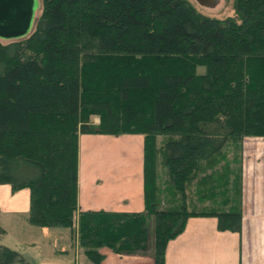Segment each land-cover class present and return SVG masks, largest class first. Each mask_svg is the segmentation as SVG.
Returning a JSON list of instances; mask_svg holds the SVG:
<instances>
[{
    "label": "trees",
    "instance_id": "trees-1",
    "mask_svg": "<svg viewBox=\"0 0 264 264\" xmlns=\"http://www.w3.org/2000/svg\"><path fill=\"white\" fill-rule=\"evenodd\" d=\"M39 9L29 34L0 38V184L30 188L28 222L77 223L94 264L102 247L146 252L151 228L155 264H165L190 216L241 231V169L227 155L264 136V0H234L223 18L190 0H40ZM82 133L144 135V210H80ZM208 178L222 208L190 207ZM0 264L30 263L0 244Z\"/></svg>",
    "mask_w": 264,
    "mask_h": 264
},
{
    "label": "crops",
    "instance_id": "crops-1",
    "mask_svg": "<svg viewBox=\"0 0 264 264\" xmlns=\"http://www.w3.org/2000/svg\"><path fill=\"white\" fill-rule=\"evenodd\" d=\"M261 171L264 172L263 162L260 163ZM243 188L241 231L219 229L218 218L213 215L190 216L184 230L168 242L165 264H264V179L260 188ZM251 196H258L254 203ZM30 203V188L14 191L10 184H0V227L8 233L10 225L18 228L20 224L21 230H17L19 239L28 245L39 243V247H43L40 236L47 233L49 227H38L28 222ZM78 204L80 210L145 209L143 134L79 135ZM258 205L262 209L254 210ZM249 211L253 214L249 215ZM7 212L11 223L3 225L2 215ZM60 235L68 238L65 233ZM66 238L62 246L55 247L57 252L68 253L67 256L70 244ZM107 248L102 249L104 258L100 264H155L154 242L146 252L134 254ZM73 254L78 264V252L73 251Z\"/></svg>",
    "mask_w": 264,
    "mask_h": 264
},
{
    "label": "rangeland",
    "instance_id": "rangeland-1",
    "mask_svg": "<svg viewBox=\"0 0 264 264\" xmlns=\"http://www.w3.org/2000/svg\"><path fill=\"white\" fill-rule=\"evenodd\" d=\"M198 9H200L203 13L223 18L229 15H234V0H218L217 3L213 6H204L201 5V3L198 0H190ZM41 9H38L37 11V17L40 15ZM6 41V40H1ZM99 116H92L91 120L93 122H99ZM228 159L230 162L232 161V167L230 168L237 173L239 169H241V180H242V192L241 197L243 201V186H245V189H255L260 188V186L263 183L264 179V172L261 171L260 173V163H264V136H250L245 138L244 142H242V146L240 149L237 150L236 146L231 145V147L228 150ZM220 166H223L225 164V161L218 159L216 160ZM229 168V169H230ZM159 184L162 188L167 185V176L164 172V168H161V173L159 175L158 179ZM206 183V184H204ZM202 191L200 192L199 196H197L196 193L193 195L188 194V202L190 201V207H194L198 210L202 209H217L222 208L220 205L222 203V199H224V195L221 193L220 197L219 194L217 195L218 198H214L213 195L210 193L209 190H207V186H211L209 182V178L207 180L202 181ZM219 185V184H218ZM232 185V184H231ZM17 191V190H14ZM235 195V193L233 194ZM233 197V196H232ZM189 198H193V200H190ZM258 196H251L250 199L254 203V200L257 199ZM19 201V198H18ZM218 201L220 203H218ZM225 202V199H224ZM7 204V203H6ZM220 206V207H219ZM229 206V205H226ZM262 207L259 205L254 210H257ZM243 209V204H242ZM252 209V211H253ZM249 215L253 214V212H248ZM8 212L4 215H2V223L3 225H8L11 223V220L7 218ZM11 216V213H10ZM37 226V225H35ZM41 227V226H38ZM11 231L6 233L4 232L3 235L0 237V243L6 246H10L11 248H14L17 250L22 256H24L27 260H29L30 264H76L75 262V255L73 254V251H77L78 256V264H94L88 256L83 252V249L80 247L78 243V224L76 223L73 227H52L47 230V233L42 234V237L40 236V239L43 241V247H39L36 244V246L27 244L24 242V240L19 239L17 235V230H21L20 224H18V228L16 226L12 227L10 225ZM250 230L253 231V228L250 227ZM39 231V230H38ZM252 231H250V235L252 234ZM65 233V235L68 236V238L61 236L60 234ZM60 233V234H59ZM153 229L150 230V239H149V245H152L154 242L153 238ZM60 237V238H58ZM65 238L69 242V255L66 256L68 253H64L61 251H56V245H60L64 243ZM37 239V238H36ZM59 246V247H60ZM104 247L101 248V250ZM109 249V248H107Z\"/></svg>",
    "mask_w": 264,
    "mask_h": 264
},
{
    "label": "water",
    "instance_id": "water-1",
    "mask_svg": "<svg viewBox=\"0 0 264 264\" xmlns=\"http://www.w3.org/2000/svg\"><path fill=\"white\" fill-rule=\"evenodd\" d=\"M201 5L213 6L218 0H198ZM40 0H0V38L26 36L33 28Z\"/></svg>",
    "mask_w": 264,
    "mask_h": 264
}]
</instances>
